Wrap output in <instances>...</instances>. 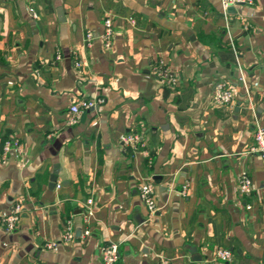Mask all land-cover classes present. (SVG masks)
<instances>
[{"label": "crops", "instance_id": "obj_1", "mask_svg": "<svg viewBox=\"0 0 264 264\" xmlns=\"http://www.w3.org/2000/svg\"><path fill=\"white\" fill-rule=\"evenodd\" d=\"M159 59L174 86L152 74ZM219 82L229 104L212 102ZM93 98L102 102L65 124L71 103ZM256 125L264 130V0L234 11L220 0H0V264H99L107 242L114 264H264ZM133 132L135 149L120 143ZM11 138L20 151L3 153ZM240 170L249 195L237 190ZM217 248L230 259L215 260Z\"/></svg>", "mask_w": 264, "mask_h": 264}, {"label": "built area", "instance_id": "obj_2", "mask_svg": "<svg viewBox=\"0 0 264 264\" xmlns=\"http://www.w3.org/2000/svg\"><path fill=\"white\" fill-rule=\"evenodd\" d=\"M251 3L252 0H220V4L223 9L227 8L228 6H232L233 8H236L237 6L249 5ZM111 33H112L111 19L108 17L104 18L102 21V30L100 33V37L102 39V43L105 48L109 47L110 45ZM91 36L92 35L90 32L85 33L84 39L87 45L90 44ZM74 59H75L74 65L78 66L79 61L75 57ZM150 70L161 85L171 87L174 86L177 82L176 75L165 65V63L161 59L157 60L155 63H152L150 65ZM232 98H233L232 91L230 87H228L224 82L217 83L211 94L212 102L218 106L229 104ZM101 102H102L101 98H93V99H80L78 101L71 103L67 110V114L65 117V124L72 125L76 123L79 114L82 111L96 107ZM253 140H254V145L251 147V150L257 152L261 156L264 163V130L258 125H256L254 128ZM120 143L124 146L135 149L140 145V139L138 134L134 132L127 133L120 136ZM10 148H14L18 152L21 149V144L16 138L5 140L2 145L3 153L10 150ZM236 186L240 194L242 195L250 194L252 189L251 180L245 170H240L238 172ZM186 188H187V184L185 183L181 187L182 194L185 193ZM139 191L147 210L149 211V213H152L155 210L152 185L149 182H143L139 186ZM91 202H92L91 198H87L85 200V205H86L85 213H84L85 216H89L92 213V209L90 206ZM246 206L249 207L248 205ZM19 211H20V205L17 203L12 207L10 212L1 219L5 230H11L13 228L14 223L18 218ZM83 234L87 235L88 230H84ZM72 236L73 233H72L71 221L67 219L64 222L63 239L69 240L72 238ZM53 244H54L53 242H48L45 245L46 247H51L53 246ZM117 256H118V252L115 243L107 242L100 245L99 264H114V262L117 259ZM214 256H215V260L227 261L230 259L231 254L230 251L225 248H217L215 250ZM159 264H168V263L162 261ZM210 264H214V261H211Z\"/></svg>", "mask_w": 264, "mask_h": 264}, {"label": "water", "instance_id": "obj_3", "mask_svg": "<svg viewBox=\"0 0 264 264\" xmlns=\"http://www.w3.org/2000/svg\"><path fill=\"white\" fill-rule=\"evenodd\" d=\"M226 10L234 11V8L232 6H228ZM56 176L54 173L49 177V185L54 186L55 185ZM198 257V256H197ZM198 259V258H197Z\"/></svg>", "mask_w": 264, "mask_h": 264}]
</instances>
